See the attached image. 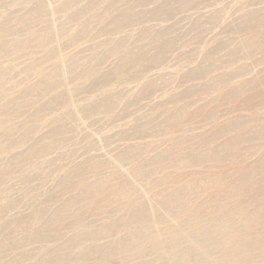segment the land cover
Listing matches in <instances>:
<instances>
[{
  "label": "rangeland",
  "instance_id": "obj_1",
  "mask_svg": "<svg viewBox=\"0 0 264 264\" xmlns=\"http://www.w3.org/2000/svg\"><path fill=\"white\" fill-rule=\"evenodd\" d=\"M2 32L0 264H264V0H0Z\"/></svg>",
  "mask_w": 264,
  "mask_h": 264
},
{
  "label": "bare ground",
  "instance_id": "obj_2",
  "mask_svg": "<svg viewBox=\"0 0 264 264\" xmlns=\"http://www.w3.org/2000/svg\"><path fill=\"white\" fill-rule=\"evenodd\" d=\"M250 17V16H249ZM6 30H8V29H6ZM4 35V33L2 32L1 34H0V37H2ZM38 39V38H37ZM45 40V39H44ZM10 44H12V43H10ZM14 44V43H13ZM6 43H2V44H0V47H4V48H6ZM131 55H132V53H131ZM135 56V55H134ZM128 61V60H127ZM123 62H124V59H123ZM125 63V62H124ZM212 70V69H211ZM50 76V75H49ZM55 76V75H54ZM48 78V77H47ZM50 78H52V77H50ZM47 81H50V80H47ZM41 86V85H40ZM47 87V86H46ZM57 135H58V133H57ZM57 135L54 137V139L57 137ZM50 146H51V144H50ZM46 148H48V147H46ZM44 149V148H43ZM42 151V150H41ZM218 154V153H217ZM88 187H89V185H88ZM84 194V193H83ZM25 220V219H24ZM30 224V223H29ZM28 224V225H29ZM135 237V236H134ZM197 238H198V236H196ZM196 238V239H197ZM200 238V237H199ZM130 239V238H129ZM131 240V239H130ZM127 241V240H126ZM200 241V240H199ZM129 242V241H128ZM123 243V242H122ZM128 244V243H127ZM126 246V245H125ZM79 255L80 256H85V255H88V253H83V251L81 252V253H79ZM167 255V254H166ZM162 258V257H161ZM100 259H102V258H100ZM177 259V258H176ZM182 260H185L186 261V259L184 258V259H181V261ZM162 261V260H161ZM177 261V260H176ZM180 261V262H181ZM188 261V260H187ZM163 262V261H162ZM9 263H11V262H9ZM9 263H6V264H9ZM154 264H155V262H153ZM221 263V262H220ZM11 264H15V261H13Z\"/></svg>",
  "mask_w": 264,
  "mask_h": 264
}]
</instances>
